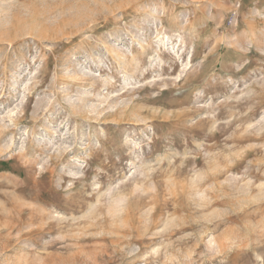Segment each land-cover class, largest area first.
<instances>
[{
  "label": "rangeland",
  "instance_id": "374dc122",
  "mask_svg": "<svg viewBox=\"0 0 264 264\" xmlns=\"http://www.w3.org/2000/svg\"><path fill=\"white\" fill-rule=\"evenodd\" d=\"M0 264H264V0H0Z\"/></svg>",
  "mask_w": 264,
  "mask_h": 264
}]
</instances>
